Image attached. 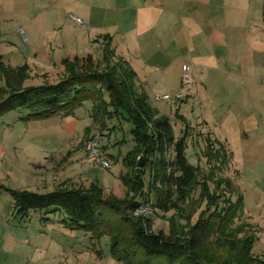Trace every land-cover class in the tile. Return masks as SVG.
<instances>
[{
  "label": "crops",
  "instance_id": "0c3cea01",
  "mask_svg": "<svg viewBox=\"0 0 264 264\" xmlns=\"http://www.w3.org/2000/svg\"><path fill=\"white\" fill-rule=\"evenodd\" d=\"M69 14L82 24L74 23ZM12 15L18 17L16 22ZM20 34L27 49L18 54L0 52V60L10 67L25 64L30 76L43 77L41 84L52 83L44 75H63V60L88 54L99 60L108 49L135 72L136 84L151 106L182 124L179 135L188 131L186 150L189 141L197 138L195 152L203 160L208 140H217L231 157L238 152L248 164L251 155H264V0H0V39L12 44ZM185 65L192 94L175 109L157 96L179 89ZM91 106L85 101L71 115L38 119V123L55 120L59 131L49 136L60 138L61 144L57 152L27 157L23 165L11 159L10 165L18 171L17 189L47 193L60 184H72L75 174L84 177L83 167L90 165L84 161V141L99 131L104 153L110 159L114 151L121 155L125 141L118 129L124 135L127 121L113 118L101 128L92 121ZM23 121L8 119L4 131ZM80 122L86 132L78 133L76 141ZM232 163L227 170H236ZM200 164V160L194 163ZM50 175L63 178L51 184V190L40 191L50 185L46 183ZM244 204L252 221L264 229L262 212L252 216L249 210L254 208L246 200ZM28 215L38 217L54 233L72 234L60 222L59 212L43 216L41 211H29ZM254 253L259 256L262 251Z\"/></svg>",
  "mask_w": 264,
  "mask_h": 264
},
{
  "label": "trees",
  "instance_id": "16d2710c",
  "mask_svg": "<svg viewBox=\"0 0 264 264\" xmlns=\"http://www.w3.org/2000/svg\"><path fill=\"white\" fill-rule=\"evenodd\" d=\"M62 64L57 82L25 87L28 67L0 60V115L27 108L24 119L66 116L91 101L90 116L101 128L107 120L123 118L131 124L134 143L123 159L126 193L118 198L95 182L63 183L47 193L6 188L15 216L59 212L64 227L90 232L95 239L107 236L110 255L120 264H264L253 252L257 229L242 220L243 194L230 177L220 175L231 160L223 145L206 142L207 169L190 163L188 131L175 135L169 117L151 106L135 72L125 60L114 59L112 51L105 49L99 60L88 54ZM143 202L150 203L152 212L174 211L167 234L151 229L149 215L133 214Z\"/></svg>",
  "mask_w": 264,
  "mask_h": 264
},
{
  "label": "rangeland",
  "instance_id": "374dc122",
  "mask_svg": "<svg viewBox=\"0 0 264 264\" xmlns=\"http://www.w3.org/2000/svg\"><path fill=\"white\" fill-rule=\"evenodd\" d=\"M11 19H13V22H16L18 17L12 15ZM12 42V44H9L8 41L0 39V52L6 54L14 52V54H18L20 52L23 53L27 49V44L21 34ZM60 77L61 73L53 77L44 75L47 82L52 83L56 82ZM40 78L42 79L43 77L29 75L24 80L23 85L25 87L39 85L41 84L39 81ZM0 84H3L1 77ZM27 113V108H18L0 115V264H120V262L113 259L110 255V240L107 236H100L98 239H95L92 238L90 232L81 229L71 230L69 228L66 229L68 231L71 230L72 234H57L52 232L48 226L46 227L43 223H40L38 217H30L29 219L30 214L25 217L23 223H18L19 218L13 212V198L10 192L6 190V188L17 189L16 176H18V171L10 165L12 163L11 159H14V162L18 160L17 163L20 161V165H23L27 157H38L40 154L57 152L61 144L60 138L49 136L59 131L55 120L51 119L38 123L39 118L24 119ZM10 118L15 119L18 123L20 119L24 121L22 122L23 124H16L15 122L12 128H8V133V131H4V127ZM171 122L175 135L179 136L182 130V124L176 118H172ZM84 125L85 123L83 122L77 125L78 128L74 134L75 136L78 133L81 135L83 131L86 132L83 129ZM130 128L131 124L125 122L123 125L124 135L121 134L122 129H118L120 137L122 136L125 142L119 151L121 155H117L118 151H114V158H111V168L107 169L98 164H90L87 167H83L85 169L82 170V173L85 176H89L90 179L85 176L81 177V174L79 176L75 174V178L70 182L76 185H84L88 180L94 182L96 179L97 183L107 193H111L118 198L124 197L126 186L122 182L121 176L127 170L123 159L133 146V141L129 133ZM79 137L76 136V141ZM18 139L20 141L15 143ZM196 141L197 138L189 141L188 146L190 148L186 150L187 158L192 164L196 160H200V166L203 169H207L208 166L205 159L203 160L200 156L198 157V154L195 152ZM235 153L231 157V161L235 164L234 168L239 170L240 173L231 168V170L224 169L220 175L230 177L235 186L237 188L239 187L238 191L243 194V201L246 200L247 204L250 203L254 208L253 210H249L251 215L258 216L262 212V217L264 216V155H251V163L248 164L247 161H243V157L238 152ZM84 161H86L85 158ZM17 163H15V166L18 165ZM45 165L50 166L51 161H47ZM88 167L91 168H89V172L86 175L85 172ZM146 175L148 176V172ZM53 176L50 175L47 182L45 181L50 185L43 189L40 188V191L51 190L53 188L52 185L60 182L63 178L58 177L55 179ZM197 194L198 192L193 197H197ZM244 210L245 214L242 220L256 227L257 236L259 237L256 238L253 245V252L259 253L262 251V253H259V256L264 259V229L259 227L257 222L252 221L245 207ZM31 212L38 213V211ZM41 214L43 216H49L53 213H45L42 211ZM172 214H174V211L167 213L151 211L148 214L152 222L151 229L155 232L162 231L167 234L170 225L168 218ZM177 221L179 224L184 223L179 217H177Z\"/></svg>",
  "mask_w": 264,
  "mask_h": 264
},
{
  "label": "built area",
  "instance_id": "2783aa9c",
  "mask_svg": "<svg viewBox=\"0 0 264 264\" xmlns=\"http://www.w3.org/2000/svg\"><path fill=\"white\" fill-rule=\"evenodd\" d=\"M71 19L76 24H82V20L73 15L69 14ZM192 94V78L189 74V66L185 65L183 76L181 79L179 89L174 93H163L157 96L158 99L167 101L172 107L177 109L181 103L188 100ZM101 132L89 136L84 141L85 160L89 164H98L103 168H111L112 160L104 153L101 148L100 142ZM151 212L149 202L141 203L134 211V215H148Z\"/></svg>",
  "mask_w": 264,
  "mask_h": 264
},
{
  "label": "water",
  "instance_id": "95a60500",
  "mask_svg": "<svg viewBox=\"0 0 264 264\" xmlns=\"http://www.w3.org/2000/svg\"><path fill=\"white\" fill-rule=\"evenodd\" d=\"M142 165V160H140L139 162H138V166H141Z\"/></svg>",
  "mask_w": 264,
  "mask_h": 264
}]
</instances>
